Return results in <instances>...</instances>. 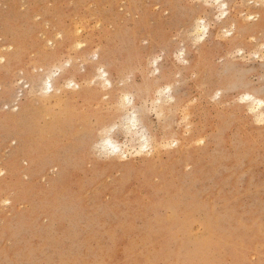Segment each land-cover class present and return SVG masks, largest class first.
Listing matches in <instances>:
<instances>
[{
	"label": "rangeland",
	"instance_id": "obj_1",
	"mask_svg": "<svg viewBox=\"0 0 264 264\" xmlns=\"http://www.w3.org/2000/svg\"><path fill=\"white\" fill-rule=\"evenodd\" d=\"M194 2L0 0V56L5 55V60L0 57V169L5 172L0 201H12L0 206V259L7 232L35 238V258L41 261L230 262L250 258L245 256L249 250L259 260L264 238L261 132L241 120L237 106L221 107L211 100L215 89L230 83L236 93H259V61L244 66L238 78L223 77L213 61L225 51L224 41L215 36L202 46L201 55L192 56L191 67H176L165 53L166 66L190 81L180 98L192 110L191 126L176 122L162 133L167 140H179L174 149L135 156L138 138L135 143L121 138L115 141L128 156L120 159L102 146L103 140L82 134L85 109L105 85L100 80L95 87L85 85L90 68L81 66L90 56L73 49L69 28L77 22H103L102 30L86 31L84 38L113 59H127L136 47L170 49L174 58L183 45L191 55L196 36L188 29L193 15H200L190 7ZM227 2L233 8L223 21L207 13L200 18L215 22L221 35L234 32L228 38L232 44L259 52L258 44L250 46L253 36L260 40L264 24L257 32L241 29L264 16V0ZM246 15L257 19L248 22ZM61 59L68 66L53 77L52 91L46 93V75L60 67ZM196 67L201 76L192 81ZM65 100L78 103L80 114L56 115L52 110ZM161 100L166 107L167 99ZM255 119L252 114L250 120ZM199 138L204 145L195 143ZM169 206L180 210L174 223L162 219ZM197 233L201 238L211 234L214 246L198 244Z\"/></svg>",
	"mask_w": 264,
	"mask_h": 264
},
{
	"label": "snow or ice",
	"instance_id": "obj_2",
	"mask_svg": "<svg viewBox=\"0 0 264 264\" xmlns=\"http://www.w3.org/2000/svg\"><path fill=\"white\" fill-rule=\"evenodd\" d=\"M191 8L197 10L200 15L207 13L208 16H215L216 21L226 19L233 8V5L227 0H197L190 5ZM200 15H193L194 24L189 27L188 32L196 36L192 47V54L183 45L173 58L170 49L154 48L151 52L140 47L129 49L127 59H113L102 47H89L85 40L86 31L102 30L103 22L95 24H86L77 22L73 28H69L72 38L68 41L73 49L77 52H87L90 60L86 59L84 66L90 68V75L85 79V85L95 87L97 81L104 82V89L100 91L91 104L85 109L88 121L82 130L84 135H92L93 137L103 140L104 144L112 147L116 151L114 141L118 139L129 138L135 143L139 140V150L133 148V155L141 156L147 154L152 156L154 150L174 149L178 147L179 140L173 138L167 140L163 137L168 127L176 122L181 125L188 124L191 126L193 120L192 110L187 106L186 102L180 98V91L190 81L185 79L179 71L169 69L166 66L165 53L168 58L173 60L176 67L184 65L191 67L192 56L201 55V48L208 40L215 36L217 41H224L225 51L214 58V67L222 69L223 77H239L241 69L254 62V59L261 64L260 80L262 88L259 93L250 89H243L239 93L234 92L231 83L228 87L223 85L215 89V94L211 96V100L225 107L226 104L235 105L240 109L242 121H249L254 126H258L261 132V150L264 152V116L260 115L255 120H250L252 114L259 112L264 114V30L260 40H256L253 36V43L250 47L259 45V52H250L241 45L232 44L230 39L234 32L225 30L221 35L217 31L215 22H207V17L200 18ZM39 19V17H37ZM257 19L253 15H246V21L251 22ZM260 19L264 20V16ZM192 27L195 32H192ZM236 24H233L235 29ZM180 39L179 35L173 36L174 41ZM145 45L148 44L144 40ZM51 44V41H49ZM62 51V50H61ZM2 62V61H0ZM70 63V62H69ZM68 65L63 59L60 61V67L52 72L45 81L46 93L52 91V81L54 76H58L61 69ZM201 72L199 67L192 68L191 80L196 81L200 78ZM68 88H72L73 84L69 82ZM80 87V85H76ZM45 93V94H46ZM238 96V99H232ZM161 98L167 99V106H164ZM58 116H66L72 113L80 114L79 104H73L71 100H65L58 103L52 110ZM15 143V141H13ZM197 145H204L205 139L199 138L195 140ZM5 175L4 171H0V177ZM27 179V177H25ZM10 199L0 201V206L10 205ZM23 206V204L21 205ZM180 210L175 206H169L162 212V219L165 223H174L179 218ZM244 222H241L243 228ZM195 231V229H194ZM211 231V230H209ZM262 237H264V216H262L261 224ZM5 238L8 243L3 249V258L0 264H116L114 261L97 259L94 261L87 260H65V261H41L35 258L37 251V241L32 239H21L17 234ZM179 243V241H177ZM197 243L205 248L214 246V239L211 234L200 237L197 233ZM8 245H13L9 247ZM239 247H244L240 244ZM246 257L243 260H235L230 262L217 260L202 261H185L182 264H264V238L261 241L259 249V260L251 251L245 252ZM126 264H178V262H162V261H134L129 260Z\"/></svg>",
	"mask_w": 264,
	"mask_h": 264
},
{
	"label": "bare ground",
	"instance_id": "obj_3",
	"mask_svg": "<svg viewBox=\"0 0 264 264\" xmlns=\"http://www.w3.org/2000/svg\"><path fill=\"white\" fill-rule=\"evenodd\" d=\"M262 24H264V20H262V19H260L258 22H256L255 24H254V26H252V27H243L241 30H244V32H250V31H253V32H257V31H255V29H257L259 26H261ZM228 31V30H227ZM17 52V51H16ZM14 55H15V53H14ZM48 56H50V57H52V56H54L53 54H50V55H48ZM1 57V59L2 60H5V55H3V56H0ZM9 62V61H8ZM50 74L48 73L47 75H46V79H45V81L48 79V76H49ZM44 81V82H45ZM71 81V80H70ZM68 82V81H67ZM50 83L52 84V81H50ZM103 83V82H102ZM255 117H257V118H259L260 117V113L259 112H257V113H255V114H253ZM31 124V123H30ZM23 130V129H22ZM40 131V130H39ZM42 141V140H41ZM114 145H115V147H116V151H113V149H110L109 148V146L108 145H106V144H104V142L102 143V146L105 148V149H109L110 150V152L109 153H113L114 154V158L116 157V158H120L121 159V156H123L124 158L123 159H127V156H128V154H124V153H121V152H124V151H122V149H121V147H120V144L117 142V141H114ZM126 152V151H125ZM1 171H3V168L2 169H0ZM5 199H8V198H5ZM259 226V225H258ZM61 255H62V253H61ZM63 256V255H62Z\"/></svg>",
	"mask_w": 264,
	"mask_h": 264
},
{
	"label": "clouds",
	"instance_id": "obj_4",
	"mask_svg": "<svg viewBox=\"0 0 264 264\" xmlns=\"http://www.w3.org/2000/svg\"><path fill=\"white\" fill-rule=\"evenodd\" d=\"M262 116H264V114H261ZM109 146V145H108ZM109 148L110 149H112V147L111 146H109ZM124 157L123 156H121V159H123ZM5 206H6V204H5Z\"/></svg>",
	"mask_w": 264,
	"mask_h": 264
}]
</instances>
